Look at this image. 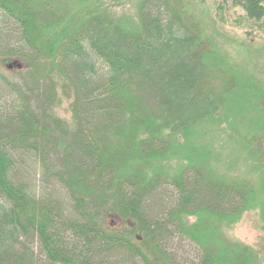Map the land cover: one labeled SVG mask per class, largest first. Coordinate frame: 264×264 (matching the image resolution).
<instances>
[{
  "label": "trees",
  "instance_id": "1",
  "mask_svg": "<svg viewBox=\"0 0 264 264\" xmlns=\"http://www.w3.org/2000/svg\"><path fill=\"white\" fill-rule=\"evenodd\" d=\"M126 1L0 0L27 88L0 100V264H178L175 239L195 264H263L226 236L252 210L264 230L261 84L195 18L206 0ZM210 1L213 25L264 37V0Z\"/></svg>",
  "mask_w": 264,
  "mask_h": 264
},
{
  "label": "rangeland",
  "instance_id": "2",
  "mask_svg": "<svg viewBox=\"0 0 264 264\" xmlns=\"http://www.w3.org/2000/svg\"><path fill=\"white\" fill-rule=\"evenodd\" d=\"M133 1L128 0L113 9L116 13L133 15ZM212 10L213 4L210 0H206L203 4L196 3L192 6V12L195 18L203 21L204 25L209 29L210 36L217 42L218 46L229 54L231 60L242 71L245 70L251 73L255 77V82L261 84L264 92V37L260 34L247 37L242 32L246 30L242 29L240 31L235 29L236 27L232 25V18L229 16V13H226L228 19L226 23L219 22L213 25L208 17H211ZM13 60L15 59L9 56L0 55V100L11 98L13 91L9 88L10 84L19 85L23 90L27 91L23 81L22 73L24 71L19 72L22 67H13L10 69L6 67ZM54 80L56 82L55 97L57 99L54 100V105L49 107V109L58 120L62 121L65 129L71 131L74 128V121L70 111L72 95L67 87H62L58 79L54 78ZM32 96H34V92ZM241 169H243L242 165L239 167V170ZM37 172V179L40 182L43 174L39 170ZM113 220H115L114 216L108 218V221L112 222ZM261 226L262 222L257 214V210L248 211L243 214L239 222L231 228L226 229V236L232 240H237L253 247L262 255L264 264V230H262ZM34 244L32 246L37 253V245ZM169 249L175 254L178 264L196 263L197 253L191 243L175 239L169 244Z\"/></svg>",
  "mask_w": 264,
  "mask_h": 264
},
{
  "label": "water",
  "instance_id": "3",
  "mask_svg": "<svg viewBox=\"0 0 264 264\" xmlns=\"http://www.w3.org/2000/svg\"><path fill=\"white\" fill-rule=\"evenodd\" d=\"M22 66H23V63L20 60H17V59L11 61L10 63H8L6 65V67L8 69L13 68V67H15V68H21Z\"/></svg>",
  "mask_w": 264,
  "mask_h": 264
}]
</instances>
